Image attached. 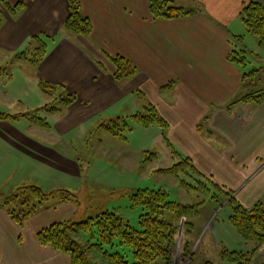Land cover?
Listing matches in <instances>:
<instances>
[{
	"label": "crops",
	"instance_id": "1",
	"mask_svg": "<svg viewBox=\"0 0 264 264\" xmlns=\"http://www.w3.org/2000/svg\"><path fill=\"white\" fill-rule=\"evenodd\" d=\"M79 1L82 15L92 25L87 37L63 30L67 0H8L10 5L23 4L15 15L0 3V62H5L3 57L11 61L31 36H47V53L37 66L18 61L14 65L23 68L26 80L38 88V80H45L76 96L73 103L52 113L49 127L28 122L24 130H8L11 143L19 138L23 144L56 146L57 142L69 147L62 138L74 129H94L98 118L129 116L150 103L168 123L167 140L200 175L232 191L245 207L264 197V87L259 103L239 100L257 90L255 82L264 67V47L238 17L250 0H182L173 4L193 13L173 19L152 18L149 0ZM246 36L255 43L253 50L244 44ZM233 47L245 55V65L228 58ZM257 51L261 60L255 57ZM117 54L136 66L134 77L114 79L108 56ZM247 56L259 69L249 70ZM39 92L44 103L51 100L40 88ZM44 133L53 138L51 142L42 139ZM155 133L161 136V129ZM164 150L171 157L167 146ZM71 205L58 206L69 212ZM43 216L33 213L26 218L31 224L26 236L23 223L0 208V264H70L68 254L38 242L37 232L48 226L38 221ZM228 216L226 210L225 224L213 229L216 241L244 249L243 240L226 221Z\"/></svg>",
	"mask_w": 264,
	"mask_h": 264
},
{
	"label": "rangeland",
	"instance_id": "2",
	"mask_svg": "<svg viewBox=\"0 0 264 264\" xmlns=\"http://www.w3.org/2000/svg\"><path fill=\"white\" fill-rule=\"evenodd\" d=\"M180 1L182 0H173L172 3ZM257 1L264 4V0ZM235 44L238 42H234ZM244 44L249 50L255 48V43L248 36L245 37ZM236 50L240 51L238 48ZM258 52L262 55L261 51H257V56L254 55L257 58H259ZM2 56L3 54H0V57ZM254 60L253 57L251 59L248 57L246 65L249 70L255 67L259 69L260 65L252 66ZM2 61L5 62H0V66L6 67L9 78L5 76L6 79L2 78L0 82V114L14 115L19 112L32 111L36 112L39 117H45L46 121L51 123L54 116L51 111L46 110L49 105L45 106L44 101L41 100L42 95L39 88L33 81L26 80V77H29L26 76L23 68L14 65L7 57H3ZM25 69L28 73L30 72L28 71L29 66ZM259 74L260 79L255 82L256 89L263 90L261 88L264 87V67L261 68ZM110 120V118L105 120L98 118L96 126L102 121L107 123ZM124 121L130 129L123 125L124 128H121L117 135L102 128L94 130L91 127L87 128L88 126L74 129L62 138L65 145L69 146L65 147L64 145L59 146L57 142H55L56 146L31 144V142L23 144L19 138L11 143L10 137L7 136L8 130H24L28 128L29 121L23 117L17 121L6 117L0 118V157L2 158L0 159V192L8 194L22 185H36L43 191L54 189L71 191L75 198L67 201L72 204L69 212L67 207L58 206L66 203L60 200L59 193L48 197L42 204H36L33 213L38 216L46 214L42 218L38 217V221L46 225L63 220L83 221L88 217H94L101 211L109 210L118 213L132 227H137L138 217L142 210L139 206L131 205L130 195L138 188H161L168 193L170 200L182 204H194L203 199V203L197 208L196 216H181L176 221L177 228L169 262L170 264H199L204 260H209L215 264H230L219 261V252L224 247L230 250L237 248H228L224 243L216 241L217 238L213 233L217 224L224 223L222 219L226 210L230 212L227 203L229 197L221 195L217 200L204 198L197 191H187L179 184L176 177L156 172L158 168H167L174 162L172 157H168L165 153L166 143L162 136L163 131L161 130V136L157 137L155 132L158 126L143 128L130 117H124ZM121 123L123 124L122 120ZM44 134L42 139L51 142L53 138L47 137V133ZM71 151L74 153L72 154ZM145 151L156 153L157 158L140 164ZM11 163L13 167H8ZM16 166L19 167L18 171ZM27 176L33 178L27 179L30 178ZM182 177L191 183H194L193 180L196 179L191 175ZM230 192L234 197L233 192ZM35 200V197H31L30 203ZM28 222L27 219L23 222L25 228L23 234L26 236L31 228ZM186 222L192 224L190 230H187ZM234 234H237L235 230ZM79 240L87 244L85 237H80ZM186 246L188 255L185 251ZM263 251L264 245L259 249V253ZM90 258L96 264H108L98 252H91Z\"/></svg>",
	"mask_w": 264,
	"mask_h": 264
},
{
	"label": "trees",
	"instance_id": "3",
	"mask_svg": "<svg viewBox=\"0 0 264 264\" xmlns=\"http://www.w3.org/2000/svg\"><path fill=\"white\" fill-rule=\"evenodd\" d=\"M67 2L68 16L64 22L63 30L71 35L87 37L92 31V25L90 20L82 15L80 1L67 0ZM0 3L11 15H15L23 8V4L19 2L10 5L8 0H0ZM148 9L151 17L155 19H173L193 13L191 9L187 10L175 6L171 0H149ZM238 17L247 31L257 37L258 45L263 48L264 4L257 0H250L243 5ZM49 39L47 36H31L26 46L12 55V63L18 61L34 67L37 66L47 53V40ZM238 53H242V51L235 49L228 58L245 65V57ZM108 58L114 68L113 77L116 81L120 82L136 75V66L126 57L117 54L108 56ZM97 63L103 69V66L99 62ZM250 73H244L243 78ZM5 76L7 79L9 78L6 67L0 66V80L6 79ZM38 86L44 94L51 97L45 106L49 105L46 110L52 113L60 112L62 107H67L76 100L74 94L56 90L55 85L45 80L39 79ZM137 93L139 96L142 95L139 91ZM262 98L263 90H257L248 93L239 100L259 103ZM4 117L12 120L23 117L32 125L42 128L49 127L45 117H39L36 112L32 111L19 112L14 115L0 114V118ZM124 117H130L142 127L156 125L163 131L164 142L170 149L174 162L167 168H158L156 172L176 177L179 184L187 191H197L204 198L217 200L221 195L229 197L227 201L230 208L228 222L241 237L246 247L232 250L225 247L221 248L219 261L230 264H264V251L259 253V249L264 245V197L256 200L250 207H245L235 197L231 196L230 190H224L221 186L200 175L190 159L181 156L165 137L164 132L168 128V123L154 105L146 103L139 112ZM124 117L110 118L111 120L107 123L102 121L94 130L102 128L113 135H117L121 128L130 129L124 121ZM197 130L201 131V125L197 126ZM145 152L142 154L140 164L157 158L156 153ZM190 175L196 178L193 180L194 183L187 182L182 177H189ZM57 193H59L62 202L71 201L75 198V195L68 189L43 191L36 185H22L8 194L0 192V208L4 209L16 223L22 224L26 218L33 214L36 204H42L48 197ZM31 197H35L36 202L30 203ZM130 202L132 206H139L142 210L138 217L137 227H132L126 219L115 211L104 210L83 221L53 222L37 232V240L42 245L68 254L70 264H96L90 258V253L94 251L98 252L108 264H170V250L174 243V234L177 228L176 221L181 216H196L197 208L203 203V199L194 204H182L170 200L168 193L161 188H138L130 195ZM191 226L190 222H186L187 230H190ZM80 237H85L87 244L81 243ZM185 251L188 255V247ZM199 264L215 263L204 260Z\"/></svg>",
	"mask_w": 264,
	"mask_h": 264
}]
</instances>
